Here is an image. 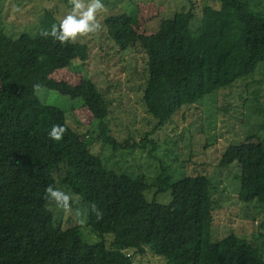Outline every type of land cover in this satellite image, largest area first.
<instances>
[{
	"label": "trees",
	"instance_id": "16d2710c",
	"mask_svg": "<svg viewBox=\"0 0 264 264\" xmlns=\"http://www.w3.org/2000/svg\"><path fill=\"white\" fill-rule=\"evenodd\" d=\"M213 1L218 8L202 9L195 29L192 11L161 20L150 35L139 31L136 12L104 20L121 53L137 48L145 55L142 101L155 130L172 124L183 108L252 78L264 63V12L252 7L254 0ZM41 30L16 40L0 31V264H132L133 256L147 252L168 264H264V248L245 239L212 241L207 173L173 182L161 168L151 185L143 177L109 171L87 136L69 127L63 111L39 102L42 89L79 101L99 123L101 143L114 151L153 146L148 134L140 146H121L109 135L107 103L90 79L81 77L76 85L53 79L74 62H86L89 50L43 38ZM56 124L66 128L60 141L48 135ZM237 163L238 200L264 208V145L243 152ZM56 176L84 205L86 225L101 241L85 243L79 227H55L45 189L57 188ZM166 192L168 204L156 203Z\"/></svg>",
	"mask_w": 264,
	"mask_h": 264
},
{
	"label": "rangeland",
	"instance_id": "374dc122",
	"mask_svg": "<svg viewBox=\"0 0 264 264\" xmlns=\"http://www.w3.org/2000/svg\"><path fill=\"white\" fill-rule=\"evenodd\" d=\"M103 3L105 9L98 14L102 30L75 42L88 47L87 61L74 62L70 68L55 73L53 79L71 85H76L81 77L90 79L107 103L105 122L109 135L121 146L125 142L140 146L148 134L153 146L144 144L142 150L114 151L101 143L99 123L92 120L79 101L42 89L36 94L39 102L63 111L69 127L87 136L90 150L109 171L143 177L151 185L161 168L171 175L173 182L207 173L213 200L212 241L235 235L254 247L264 248V208L255 202L244 204L238 200L241 180L237 163L243 152L257 144L264 145V63L252 78L232 90L215 92L183 108L173 117L172 124L155 130V122L146 114L142 101L147 81L145 55L137 48L121 53L107 36L104 20L136 12L139 31L150 35L161 20L192 11L195 19L191 28L195 29L200 24L202 9L209 6L217 9L218 4L213 0H103ZM252 7L264 12V0H254ZM69 10V0H0V31L12 40L22 34L35 36L40 29L50 30ZM56 180L57 188L65 191L58 176ZM154 193L155 188L147 193V198L150 200ZM72 197L71 212L50 203L55 227L63 230L79 227L85 243L101 241L86 225V208L77 197ZM169 201V192L155 197L158 204ZM168 262L149 252L132 258V264Z\"/></svg>",
	"mask_w": 264,
	"mask_h": 264
},
{
	"label": "clouds",
	"instance_id": "9594fccd",
	"mask_svg": "<svg viewBox=\"0 0 264 264\" xmlns=\"http://www.w3.org/2000/svg\"><path fill=\"white\" fill-rule=\"evenodd\" d=\"M70 10L58 23H53L50 30H41L43 38L51 37L53 41L61 45L75 43L80 38L94 35L102 30L103 25L98 19V14L105 9L103 0H69ZM19 10V9H18ZM39 89L40 85H34ZM66 132V128L56 124L52 126L49 137L54 141H60ZM45 199L54 202L55 205L65 212H71L72 195L63 190L49 185L46 189ZM95 211V206H93ZM99 216L100 213H97Z\"/></svg>",
	"mask_w": 264,
	"mask_h": 264
}]
</instances>
